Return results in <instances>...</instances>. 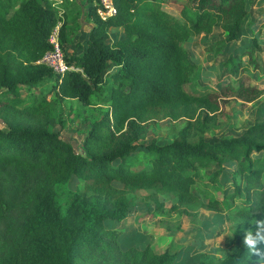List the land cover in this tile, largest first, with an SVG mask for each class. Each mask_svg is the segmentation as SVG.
<instances>
[{"label": "trees", "instance_id": "1", "mask_svg": "<svg viewBox=\"0 0 264 264\" xmlns=\"http://www.w3.org/2000/svg\"><path fill=\"white\" fill-rule=\"evenodd\" d=\"M82 1L93 24L84 50L65 55L80 71L56 74L38 60L61 18L64 50L67 9L61 14L49 0H0V121L7 127L0 128V264H174L176 254H157L151 245L122 249L120 230L105 227L106 220L123 221L138 196L158 210L170 201L169 212L187 217L204 208L264 218V85L247 73L260 67L258 42L227 55V83L184 88L198 67L184 44L218 26L228 42L236 41L246 1L113 0L116 11L105 19L97 0ZM163 4H177L180 17ZM110 28H121L123 37L110 41ZM47 82L44 94L22 93ZM259 98L242 132L214 142L203 137L231 101L244 108ZM55 99L106 107L84 136L82 153L49 129ZM163 120L186 122L170 142L145 145L149 166L134 164L139 139ZM211 163L218 169L208 180L217 186L224 166L236 164L225 200L195 193L201 169ZM257 247L256 253L242 241L218 264H264V243Z\"/></svg>", "mask_w": 264, "mask_h": 264}, {"label": "rangeland", "instance_id": "2", "mask_svg": "<svg viewBox=\"0 0 264 264\" xmlns=\"http://www.w3.org/2000/svg\"><path fill=\"white\" fill-rule=\"evenodd\" d=\"M49 1L54 4L57 0ZM245 1L247 13L236 41L228 42L226 33L218 26L214 27L211 33L192 36L184 44L189 57L198 65L192 80L184 85L188 92H199L215 88L219 86V83H227L228 79L222 66L227 55L231 52L243 51L253 41H257L259 45L254 50V54L260 67L253 70L252 77L254 82L263 85L261 81L264 79V72L262 73L264 71V0ZM71 3L74 5L69 8ZM176 5L163 4L162 7L170 14L180 17ZM58 6L61 9H67L66 37L68 40L64 45L65 55L68 57L80 54L84 50L90 28L88 23L92 21L87 16V4L82 0H62ZM122 32V29H112L109 31V39L120 38L123 35ZM219 50H221L220 54L217 53ZM244 59L247 62L246 56ZM107 70H111L110 65ZM250 70L249 68L248 74ZM49 86L50 82L31 85V87L22 88V93L24 96H28L31 92L44 94ZM48 98L54 99L52 95H48ZM261 99L247 104L244 108H240L238 102L231 101L223 114H218L214 122L207 125L202 134L203 137L207 141L214 142L221 137L242 132L253 123L254 109ZM105 108L96 104L85 106L78 100L55 99L50 110L51 117L48 127L70 142L77 152L82 153L81 143L84 136L91 123L101 117ZM185 122L186 120H163L152 124L147 134L139 139V149L132 153L130 160L134 164L149 166V156L145 145L152 141L159 144L170 142ZM0 128L7 129L2 121H0ZM254 156L257 157L258 154ZM235 167V163L224 166L219 176L221 186L211 184L208 180L218 169L217 164L211 163L202 168V181L194 186L195 193L206 199L222 200L223 197L226 199L227 194L234 190L232 172ZM75 186V181L68 182L69 189L74 190ZM240 200L238 197L235 202L239 204ZM145 202L139 196L136 197L123 221L106 220L105 227L120 230L118 239L122 249L126 250L131 247L141 249L151 245L157 254L166 251L176 254L174 264H196L203 260L218 264L236 250L248 231H252L253 234L258 230L264 231L262 216L247 220L235 213L202 208L195 217H187L169 212L170 201L165 202L164 210L155 209L154 204L151 203L148 206ZM260 251L261 249L257 247L254 252ZM249 264H255L254 260Z\"/></svg>", "mask_w": 264, "mask_h": 264}, {"label": "built area", "instance_id": "3", "mask_svg": "<svg viewBox=\"0 0 264 264\" xmlns=\"http://www.w3.org/2000/svg\"><path fill=\"white\" fill-rule=\"evenodd\" d=\"M61 2L62 0H57L53 5L62 14L63 9L58 6ZM97 4V13L102 19H105L108 15H113L116 11L113 0H97ZM61 25L62 18L54 25L49 34L48 41L51 48L43 54L38 63L49 67L56 74H63L67 71H80L79 67L69 64L65 58V52L60 40Z\"/></svg>", "mask_w": 264, "mask_h": 264}, {"label": "clouds", "instance_id": "4", "mask_svg": "<svg viewBox=\"0 0 264 264\" xmlns=\"http://www.w3.org/2000/svg\"><path fill=\"white\" fill-rule=\"evenodd\" d=\"M259 243H264V232L258 230L253 234L252 231H248L244 235L243 244L248 249L255 251Z\"/></svg>", "mask_w": 264, "mask_h": 264}, {"label": "crops", "instance_id": "5", "mask_svg": "<svg viewBox=\"0 0 264 264\" xmlns=\"http://www.w3.org/2000/svg\"><path fill=\"white\" fill-rule=\"evenodd\" d=\"M89 27H91L92 26V24H93V22L92 21H90L89 23ZM90 29V28H89ZM89 29H88V32H89ZM112 29H121V28H110L109 29V31H111ZM123 33V32H122ZM123 37V35L120 37V38H122ZM120 38H118V39H120ZM118 39H115V40H110V41H116V40H118ZM109 65H110V69L111 70H113L114 69V65H112V64H108V67H109ZM264 71H262V73H263ZM249 73L250 74H253V71L252 70H250L249 71ZM262 83H263V85H264V79H262V81H261Z\"/></svg>", "mask_w": 264, "mask_h": 264}]
</instances>
